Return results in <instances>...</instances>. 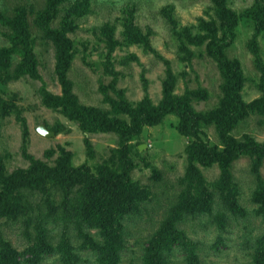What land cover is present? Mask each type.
Here are the masks:
<instances>
[{
    "label": "rangeland",
    "instance_id": "1",
    "mask_svg": "<svg viewBox=\"0 0 264 264\" xmlns=\"http://www.w3.org/2000/svg\"><path fill=\"white\" fill-rule=\"evenodd\" d=\"M227 4L237 22L224 53L240 82L244 116L225 133L231 78L210 53L212 37L224 35L213 0H0V154L7 173L30 168L33 159L55 166L63 150L72 152L73 168L87 164L97 174L127 172L140 188L138 199L145 200L138 213L126 218L119 264L144 263L151 236L188 186L183 181L193 161L191 146L225 150L230 136L264 143V30L258 33L256 19L264 2ZM255 37L259 55L251 46ZM59 51L69 59L67 77L85 110L65 97ZM26 64L28 72L23 73ZM172 80V95L191 96L193 114L187 106L181 107L186 115L164 108ZM42 125L54 135H43ZM86 140L93 146L90 154ZM193 163L213 188L221 171L218 162ZM232 170L245 214L225 211L218 224L214 216L222 203L217 198L214 216L189 214L180 223L199 243L203 264H253L251 245L264 233V163L261 179L245 153L234 160ZM48 193L60 202L61 193L52 186ZM29 196L46 210L43 189ZM1 201L0 209H15L13 197ZM40 213L36 207L18 220L0 217L4 237L23 259L30 258L25 249L36 241L30 240L24 220L35 222ZM43 225L56 250L42 264H61V224L48 217ZM29 231L35 237L36 230ZM86 232L104 242L98 230ZM72 241L79 264H99V254L83 246L80 234L74 231ZM184 256L176 251L171 264H187Z\"/></svg>",
    "mask_w": 264,
    "mask_h": 264
},
{
    "label": "trees",
    "instance_id": "2",
    "mask_svg": "<svg viewBox=\"0 0 264 264\" xmlns=\"http://www.w3.org/2000/svg\"><path fill=\"white\" fill-rule=\"evenodd\" d=\"M57 1V0H56ZM264 2V0H259ZM216 5L217 17L222 23V37L215 35L210 43V53L218 61L219 67L225 77L231 78L227 90L228 112L226 130L234 128L236 122L244 116V103L239 92L240 82L231 71L229 61L224 53L229 35H233V29L237 22L236 13L227 4V0H213ZM258 33L264 30V5L261 4L257 11ZM217 33V30L215 31ZM228 36V37H227ZM253 51L259 55V46L256 37L251 42ZM59 64L63 62L60 70V80L64 86L66 99L77 109L85 110L78 103L77 97L72 92V83L67 77L69 59L59 51ZM23 73L28 72L25 68ZM171 74V71H169ZM173 78V77H172ZM165 90L164 108L175 111L181 115H186L188 110H182V106L189 107V113L193 114L188 94L178 97L172 95V85ZM167 83V82H166ZM165 83V84H166ZM112 99V97L109 96ZM230 100V102H229ZM100 121V120H99ZM91 123L96 126V123ZM241 142L235 141L230 136L227 139V148L209 150L201 144L193 145L191 151V164L184 177L185 187L178 196L175 204L171 207L168 216L161 223L159 228L153 233L148 245L145 247L143 264H171L172 257L176 251H183L187 264H203L199 255V243L192 239L180 226V223L189 214L192 216L203 213L213 215L214 205L218 198L222 206L215 214L214 219L220 224L225 220V211L238 216L245 214L244 208L239 205L238 187L235 182L232 170L233 162L241 154H248L252 160V169L260 178V169L264 163V143L258 142L250 137ZM87 152L92 153L93 146L86 140ZM63 156L58 160L57 165L50 166L41 163L39 159H33V165L28 168H18L12 173H7L5 161L0 154V206L4 203L3 197H13L15 199V209H0V217L5 216L9 220H18L25 217L29 211L40 209L37 220L33 222L25 219L26 232L30 240L36 241L30 244L25 251L30 256L27 260L22 258V254L12 243L4 237L0 228V264H42L47 256L54 254L56 250L52 247L47 228L43 225L46 218L52 217L55 222L61 224V241L63 248L60 249L59 260L61 264H79L80 257L77 255L76 247L72 241L73 232L80 234L84 241L83 246H90L99 254V264H119L121 254L126 247V218L139 211L137 188L131 183L130 175L126 172L122 175L114 170L108 169L100 171L99 174L92 171L89 165L85 164L79 168H73L70 163L71 151L63 150ZM198 161L203 165H212L218 162L221 171L220 176L214 182L213 188L207 182L198 165L193 162ZM137 185V184H135ZM52 186L56 192H60V202L56 204L55 198H51L49 190ZM43 189L48 197L43 200L46 210L43 212L39 205L35 204L29 196L35 189ZM55 203V204H54ZM31 208V209H30ZM30 209V210H28ZM262 219L264 221V207L262 208ZM36 231L35 237L30 233V228ZM86 228L96 229L104 242L95 241L94 237L86 232ZM39 229V231H38ZM38 231V232H37ZM252 246L253 264H264V233L256 238Z\"/></svg>",
    "mask_w": 264,
    "mask_h": 264
},
{
    "label": "water",
    "instance_id": "3",
    "mask_svg": "<svg viewBox=\"0 0 264 264\" xmlns=\"http://www.w3.org/2000/svg\"><path fill=\"white\" fill-rule=\"evenodd\" d=\"M39 131L43 135L48 136V137L54 135V133H55L54 131H51L50 129H48V127L46 125L40 126Z\"/></svg>",
    "mask_w": 264,
    "mask_h": 264
}]
</instances>
